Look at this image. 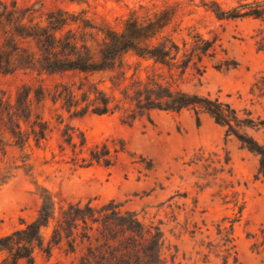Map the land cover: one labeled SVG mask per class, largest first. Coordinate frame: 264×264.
I'll use <instances>...</instances> for the list:
<instances>
[{
	"label": "rangeland",
	"instance_id": "obj_1",
	"mask_svg": "<svg viewBox=\"0 0 264 264\" xmlns=\"http://www.w3.org/2000/svg\"><path fill=\"white\" fill-rule=\"evenodd\" d=\"M214 2L223 10L239 4L238 0H0V171L19 166L12 170V179L0 185V239L37 218L42 189H47L58 202L91 201L100 207L116 201L123 210L135 212L147 228L157 226L163 232L165 264H264V182L254 178L258 157L235 137L227 138L226 130L209 115L202 114L199 124L192 109L154 110L149 116L128 119L136 91L149 76L189 93L220 97L239 111L249 110L264 119V20H220L211 10ZM166 8L176 12L166 35L180 40L193 26L206 39L218 37L217 55L205 58L202 76L192 67L181 76L179 70L155 66L133 52L102 72H52L46 64L44 39L28 35L50 32L57 45H85L99 59L106 31L123 33L132 16ZM226 60L237 66L214 68ZM69 91L78 107L65 103L63 96ZM100 91L111 99L113 111L100 116L89 108L80 116ZM24 105V130L30 131L39 118L47 123L48 137L41 147L31 139L21 150L9 133L12 112ZM69 127L83 133L89 147L106 144L114 163L80 167L72 147L64 143ZM249 132L264 144V131ZM78 156L88 157V152ZM52 231V226L43 229L44 247L52 240ZM93 234L99 236L97 228ZM82 241L77 237L76 249L66 239L52 244L50 254L36 248L34 264H115V240L96 249V256L89 242ZM92 244L98 247L96 240ZM12 259L0 250V264H13ZM18 264L29 262L21 259Z\"/></svg>",
	"mask_w": 264,
	"mask_h": 264
},
{
	"label": "trees",
	"instance_id": "obj_2",
	"mask_svg": "<svg viewBox=\"0 0 264 264\" xmlns=\"http://www.w3.org/2000/svg\"><path fill=\"white\" fill-rule=\"evenodd\" d=\"M238 1V6L230 10H223L219 3L214 2L211 10L220 20L246 18L264 20V2ZM175 19L176 12L173 8L153 11L145 9L143 17L132 16L125 23L123 33L114 30L106 31V41L99 49V59H96L92 50L85 45L78 47L72 42H65L61 46L57 45L56 35L50 32L44 31L41 34L30 33L28 35L44 39L42 43L48 53L46 64L52 72L72 70L81 73L102 72L113 68L114 64L125 54L133 52L141 59L153 62L155 66L168 68L169 71L179 70L181 76H184L191 67L202 76L205 72V58H215L217 55L219 39L218 37H214L212 40L206 39L193 26L186 29V36H180V40L166 35V31L173 25ZM219 62L214 66L218 70H229L237 66L235 61ZM171 75H174L173 72ZM136 96L134 106L128 113V119L131 121L138 117L149 116L154 110L182 112L192 109L197 115L199 124L202 114L209 115L226 130L227 138L235 137L243 148L258 157L259 166L254 178L264 182V144L249 132L250 130L264 131V119L255 118L252 111L249 110L239 111L232 103L224 102L220 97H212L211 94L189 93L180 88L163 85L151 76L136 91ZM63 97L70 108L78 107V101L73 93L69 91ZM94 101L93 105L87 106L86 109L79 112L80 116L86 115L89 108H92V113L100 116L113 111L111 99L101 91L96 93ZM25 105L27 107L28 104ZM25 105L23 108L16 107L12 112L14 115L13 127L9 131L14 139V144L21 150L26 148L31 139L34 140L36 146L41 147L42 142L47 141L48 137V126L42 118H39L40 121L37 124L30 126V131L22 128L21 122L25 120L21 118V114ZM28 107L31 109V105ZM65 137L64 143L72 147L74 155L77 156L75 163L81 162L80 167H87L93 163L108 167L114 163L110 148L106 144L89 147L86 136L83 133L76 134V130L70 127L67 129ZM63 149L61 146L62 151H64ZM78 152L79 154L88 152V157L81 159ZM115 152H123V149L122 151L116 149ZM24 158L26 159L27 156ZM22 163L24 169L29 167L26 160H23ZM17 168L19 166L0 171V185L11 180L14 176L12 170ZM219 171L223 172L224 168ZM41 198L42 204L37 218L27 223L23 229L16 230L0 239V250L10 253L13 257V264H18L21 259L27 260L29 264H34L36 248L50 254L52 244L59 245L65 239L68 240L71 249H76L77 237L80 236L83 238L82 242L86 240L89 242V250L95 256L96 249L98 250L103 245L109 246V241L115 240V264L166 263L163 232L157 226L147 228L135 212L123 210L116 201L100 207L93 206L91 201L85 204L78 201L66 203L65 200L58 202L47 189H42ZM51 226L53 229L52 240L47 247H44L43 229H49ZM95 228H97L99 236L94 238ZM94 240L98 247L97 245L93 246L92 241Z\"/></svg>",
	"mask_w": 264,
	"mask_h": 264
}]
</instances>
